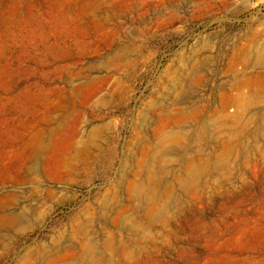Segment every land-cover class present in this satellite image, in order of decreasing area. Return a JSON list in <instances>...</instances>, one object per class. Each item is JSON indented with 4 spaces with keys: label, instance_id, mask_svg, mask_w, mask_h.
<instances>
[{
    "label": "rangeland",
    "instance_id": "374dc122",
    "mask_svg": "<svg viewBox=\"0 0 264 264\" xmlns=\"http://www.w3.org/2000/svg\"><path fill=\"white\" fill-rule=\"evenodd\" d=\"M0 264H264V0H0Z\"/></svg>",
    "mask_w": 264,
    "mask_h": 264
}]
</instances>
